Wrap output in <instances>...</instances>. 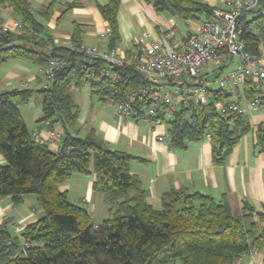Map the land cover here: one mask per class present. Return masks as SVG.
Segmentation results:
<instances>
[{
	"label": "trees",
	"instance_id": "trees-1",
	"mask_svg": "<svg viewBox=\"0 0 264 264\" xmlns=\"http://www.w3.org/2000/svg\"><path fill=\"white\" fill-rule=\"evenodd\" d=\"M145 1L157 11L184 21L209 19L214 10L196 0ZM54 3L53 0L35 14L30 0H0V8L9 10L23 29H30L2 32L0 28V67L13 58L42 69L51 57L66 59L65 67L55 73L50 90L13 89L0 93V155L5 160V165L0 166V198L8 197L17 207L24 196L34 195L43 212L17 235L10 233L7 222L0 225V264H236L251 250L255 254L264 251V213L247 203L239 213H232L224 199L186 189L163 193L160 208L154 209L145 201L141 181L130 173L133 156L108 149L92 130L84 137L73 134L78 107L71 99V88L88 86L98 101L113 102L136 93L145 80L130 68H113L121 77L114 95L109 92L107 79L89 82L81 68L102 63H93L69 48L51 46L49 38L43 37V26L37 17L47 21ZM118 8L119 0H108L100 7L110 30L109 49L118 39ZM238 25L246 51L258 55L264 34V0L257 10L243 13ZM72 43L80 44L77 30ZM225 61L228 66L233 63ZM223 71L213 68V82ZM259 92L254 81H245L246 100L258 98L260 107L264 97ZM34 93L41 99V121L49 122L50 128L56 122L61 125L62 142L56 150L33 140L14 103L28 102ZM206 94V106H179L173 119L158 116L153 120L166 124L175 148L205 140L209 135L212 161L223 165L248 133L247 115L224 117L217 111L216 103H228L232 96L225 89L212 86ZM150 105L146 98L137 96L133 117L139 118ZM256 143L263 148L261 125L257 126ZM72 176H93L92 192L107 206V217L100 224L85 209L87 204L71 203L67 192L59 190V185Z\"/></svg>",
	"mask_w": 264,
	"mask_h": 264
},
{
	"label": "crops",
	"instance_id": "crops-1",
	"mask_svg": "<svg viewBox=\"0 0 264 264\" xmlns=\"http://www.w3.org/2000/svg\"><path fill=\"white\" fill-rule=\"evenodd\" d=\"M52 1L30 0L31 9L37 14ZM54 1L51 16L47 21L37 17L38 23L43 26V37L49 38L51 46L68 48L77 30L80 44L97 47L100 51L109 49V39L105 37L108 23L100 12V7L105 6L108 0ZM196 1L213 9L227 8L225 0ZM202 19L203 17L184 21L166 11H157L145 0H119L116 17L118 39L113 48L121 54H127L131 49L132 40L143 35L160 40L172 33L171 36H174L175 40H182ZM13 20L9 10L0 8V24H10ZM258 55L264 58V43L259 44ZM227 63L225 61L217 64L214 69L223 68V72H226L229 70ZM215 74L209 76L212 82ZM41 77L42 67L34 66L23 59H10L0 67V93L13 89L36 91L39 89ZM212 86L219 88L213 83ZM83 88L90 92L88 86ZM76 89L78 88L70 89L71 99L78 107L77 124L73 134L84 137L92 130L95 138L102 141L108 149L133 156L135 159L129 164L130 173L139 178L145 201L154 209L160 208L163 193L186 189L210 194L216 200L224 199L232 213H239L245 203L257 212L264 213V146L261 149L256 143V128L264 116V100L256 111L246 114L248 133L240 139L223 165H215L209 141L202 139L186 142L183 148H175L170 143L164 122L120 119L114 113L110 102L94 101L90 96L78 94ZM257 89L260 91L259 96L264 97V86L257 85ZM225 90L232 94L230 101L243 103L247 99L244 86L240 89ZM32 97L25 104L28 105ZM15 102L17 106L21 103L17 100ZM20 113L31 135L36 133L47 138L48 129L41 121V106L30 118H25L21 111ZM52 126L62 132L59 123H53ZM159 137L163 140L158 141ZM3 165L5 160L0 155V166ZM72 177L59 185V190L66 191L67 196L70 192H77L74 197L77 202L87 200L85 209L97 219L94 222L100 224L107 217V206L92 192L93 176H76L78 178L75 179ZM36 205L34 195L24 196L22 204L17 207L13 206L8 197L0 198V225L7 222L11 234H20L28 224L43 215ZM236 264H264V251L244 256Z\"/></svg>",
	"mask_w": 264,
	"mask_h": 264
},
{
	"label": "built area",
	"instance_id": "built-area-1",
	"mask_svg": "<svg viewBox=\"0 0 264 264\" xmlns=\"http://www.w3.org/2000/svg\"><path fill=\"white\" fill-rule=\"evenodd\" d=\"M260 2L261 0H225V10L214 9L209 19L196 23L182 40H175L172 33L160 40L150 39L147 35L138 36L132 40L127 54H121L114 48L100 51L97 47L73 45L72 41L68 48L84 54L93 63H102L97 67L83 66L81 72L89 82L107 79L111 95H114L116 85L121 83L120 75L113 68H130L143 76L144 85L136 93L110 102L120 119L139 121L162 116L164 120H171L179 106H206L209 102L206 93L212 83L220 89H240L246 80L264 86V58L246 51L245 43L240 39L242 32L238 25L239 17L243 13L257 10ZM0 28L2 32L30 31L23 29L17 20L10 24L3 23ZM105 37L110 38L109 29L106 30ZM262 43L264 34L260 37V44ZM225 59H230L234 67L221 74L214 82L210 81L208 78L214 66L223 63ZM65 65V58L47 59L39 88L50 90L55 73ZM137 96L146 98L151 105L135 119L133 105ZM215 106L224 117L230 114L246 115L249 111L258 109L259 100H244L243 103L229 101L216 103ZM43 124L48 129L47 138L36 133L32 134V138L35 142L56 150L62 142L61 131L50 128L47 121ZM260 125L264 128V116ZM209 139L210 136L206 135L205 140ZM162 140L163 138H158V141ZM80 203L86 205L87 200L82 199ZM255 253V250H251L250 255Z\"/></svg>",
	"mask_w": 264,
	"mask_h": 264
},
{
	"label": "rangeland",
	"instance_id": "rangeland-1",
	"mask_svg": "<svg viewBox=\"0 0 264 264\" xmlns=\"http://www.w3.org/2000/svg\"><path fill=\"white\" fill-rule=\"evenodd\" d=\"M35 66V65H34ZM234 67V64L233 63H230L229 64V66H228V68L229 69H231V68H233ZM76 92L79 94H82V95H85V96H90V97H92V99L94 100V101H97L98 99L96 98V96L95 95H93V94H91L90 92H88L87 91V89L86 88H78V89H76ZM40 101H41V99H40V97L37 95V94H34V96L31 98V100H30V103L27 105V104H25V103H19L18 104V108H19V110L22 112V114L24 115V117L25 118H27V117H31V115H32V113H34V112H36V111H38L39 110V106H40ZM14 103L16 104V102L14 101ZM75 178H78V177H76V176H73L72 177V179H75ZM79 178H86V177H79ZM68 180H66V182H67ZM79 191L81 190V188H80V186H79ZM77 193V192H76ZM76 193H73V192H70V195L68 196V200H69V202H71V203H74V204H79V202H77V200H76V198H74V197H76ZM31 196H33V195H31ZM73 199H75V200H73ZM37 206V205H36ZM94 220H97L96 218H94ZM175 264H179L178 262H176Z\"/></svg>",
	"mask_w": 264,
	"mask_h": 264
}]
</instances>
